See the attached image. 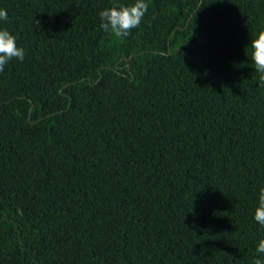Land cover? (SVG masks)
I'll use <instances>...</instances> for the list:
<instances>
[{
  "label": "trees",
  "instance_id": "16d2710c",
  "mask_svg": "<svg viewBox=\"0 0 264 264\" xmlns=\"http://www.w3.org/2000/svg\"><path fill=\"white\" fill-rule=\"evenodd\" d=\"M0 0V264H254L264 0Z\"/></svg>",
  "mask_w": 264,
  "mask_h": 264
},
{
  "label": "clouds",
  "instance_id": "9594fccd",
  "mask_svg": "<svg viewBox=\"0 0 264 264\" xmlns=\"http://www.w3.org/2000/svg\"><path fill=\"white\" fill-rule=\"evenodd\" d=\"M147 9L146 0L113 4L100 11L101 28L118 38L126 37L132 29L140 26ZM7 19V10L0 9V20L6 21ZM247 47L250 49V59L255 71L259 74V80L264 83V28L249 37ZM24 58L25 50L18 46L16 37L6 28H0V72H3L5 65L11 60L23 61ZM254 219L264 227V186L259 189L257 204L254 208ZM256 251L258 254H264V238L259 240ZM254 264H264V259L256 258Z\"/></svg>",
  "mask_w": 264,
  "mask_h": 264
}]
</instances>
